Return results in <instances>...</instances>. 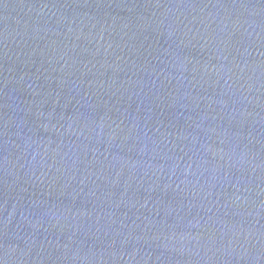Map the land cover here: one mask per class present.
Wrapping results in <instances>:
<instances>
[{"label":"water","instance_id":"95a60500","mask_svg":"<svg viewBox=\"0 0 264 264\" xmlns=\"http://www.w3.org/2000/svg\"><path fill=\"white\" fill-rule=\"evenodd\" d=\"M0 264H264V0H0Z\"/></svg>","mask_w":264,"mask_h":264}]
</instances>
